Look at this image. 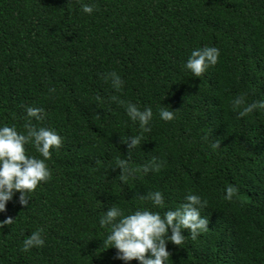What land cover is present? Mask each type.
Segmentation results:
<instances>
[{
  "label": "trees",
  "instance_id": "16d2710c",
  "mask_svg": "<svg viewBox=\"0 0 264 264\" xmlns=\"http://www.w3.org/2000/svg\"><path fill=\"white\" fill-rule=\"evenodd\" d=\"M205 46L220 50L219 62L197 78L185 64ZM113 71L119 91L105 79ZM240 95L264 101V0H0V127L26 134L31 106L44 110L35 127L63 137L46 161L52 179L27 207L17 192L0 212L14 220L0 229V264H125L103 245L104 212L163 215L188 194L207 200L209 229L196 240L183 230L180 247L169 241L167 264H264V110L239 117ZM129 102L153 110L130 165L166 164L125 184L113 169L128 158L121 141L142 132ZM162 107L179 109L176 118L162 120ZM27 152L43 159L31 144ZM228 185L239 189L231 201ZM153 191L164 208L140 199ZM38 229L45 245L22 251Z\"/></svg>",
  "mask_w": 264,
  "mask_h": 264
},
{
  "label": "clouds",
  "instance_id": "9594fccd",
  "mask_svg": "<svg viewBox=\"0 0 264 264\" xmlns=\"http://www.w3.org/2000/svg\"><path fill=\"white\" fill-rule=\"evenodd\" d=\"M94 5L82 4L81 11L92 14ZM220 50L216 47L197 48L191 52L185 67L199 78L207 70L219 62ZM110 80L113 88L119 91L124 81L115 72H110L105 77ZM50 92H55L52 88ZM117 99V98H113ZM122 105L124 101H119ZM233 109H240L238 116L243 118L256 110H264V101L246 103L244 95L236 97L232 101ZM177 110H169L162 107L159 116L165 122H171L176 118ZM126 113L133 122H138L142 130L140 135L130 136L127 140H122L128 149V158H117L115 168L120 169L119 179L122 183H127L130 177H134L138 172L148 174L158 173L166 162L153 157L152 160L142 166L133 168L130 165L131 151L138 146L141 147L144 140L143 132H150L149 124L153 119V110L147 107L141 110L136 104L127 103ZM26 114L28 123L25 124L26 134L18 132L15 126L0 127V212L6 211V205L18 192L19 203L25 207L29 205L30 194L35 192L41 183H47L52 179V171L46 163L52 157L53 150H59L63 146V137L55 130L45 127H35L31 121L44 119V110L37 107H27ZM33 145L43 159L28 155L27 146ZM214 149L220 148V142L212 143ZM225 199L231 201L239 192L234 185L226 187ZM140 199L150 200L155 207L164 208L165 200L160 191L148 192L140 196ZM208 207L207 200L199 195L188 194L185 201L174 210H167L161 215L160 212L148 209L136 210L125 215L121 208L112 205L101 217L99 223L101 227L110 229L103 245L117 250L116 258L129 264L131 261H138L139 264H167L171 253L167 249L170 241L176 246H181L186 239L183 230H188L191 239L208 231L209 220L201 215V210ZM13 218L0 221V229L13 223ZM169 232L171 234H169ZM43 229H38L26 238L23 242L22 251H29L34 247H43Z\"/></svg>",
  "mask_w": 264,
  "mask_h": 264
}]
</instances>
